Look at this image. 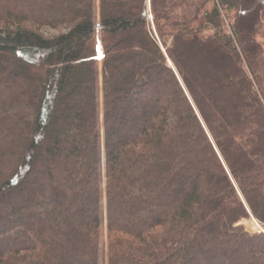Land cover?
I'll return each mask as SVG.
<instances>
[{"label": "trees", "instance_id": "obj_1", "mask_svg": "<svg viewBox=\"0 0 264 264\" xmlns=\"http://www.w3.org/2000/svg\"><path fill=\"white\" fill-rule=\"evenodd\" d=\"M263 32L264 0H0V264H264Z\"/></svg>", "mask_w": 264, "mask_h": 264}, {"label": "rangeland", "instance_id": "obj_2", "mask_svg": "<svg viewBox=\"0 0 264 264\" xmlns=\"http://www.w3.org/2000/svg\"><path fill=\"white\" fill-rule=\"evenodd\" d=\"M225 14V13H224ZM226 20V24L227 26L229 25V21L227 19ZM43 34L48 37H54L57 36L59 34L58 31H54V30H48V29H44ZM261 42L264 43V32H263V38H261ZM253 223H257L259 225V227H253ZM239 225L243 226L246 231L251 234V235H255V234H264V229L260 226V224L251 216L250 219H245L243 221H241L239 223ZM102 244H103V256H106V247H107V230H106V224H104L103 226V230H102Z\"/></svg>", "mask_w": 264, "mask_h": 264}, {"label": "bare ground", "instance_id": "obj_3", "mask_svg": "<svg viewBox=\"0 0 264 264\" xmlns=\"http://www.w3.org/2000/svg\"><path fill=\"white\" fill-rule=\"evenodd\" d=\"M253 227H259V225L257 223H253Z\"/></svg>", "mask_w": 264, "mask_h": 264}]
</instances>
